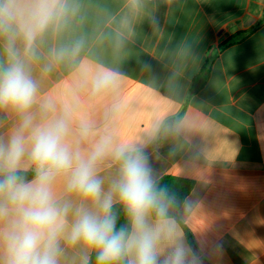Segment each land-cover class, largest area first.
I'll use <instances>...</instances> for the list:
<instances>
[{"label": "crops", "instance_id": "0c3cea01", "mask_svg": "<svg viewBox=\"0 0 264 264\" xmlns=\"http://www.w3.org/2000/svg\"><path fill=\"white\" fill-rule=\"evenodd\" d=\"M86 20L65 39L81 34L87 48L80 64L49 73L34 66L41 101L59 109L78 79L115 73L116 86L92 100L79 93L77 117L109 122L120 143H142L179 118V129L160 135L148 155L157 180L186 178L195 187L175 221L178 238L194 239L203 264H264V0H83ZM255 28L243 41L220 51L207 82L189 98L193 80L210 50L233 34ZM124 44L116 43V34ZM56 41H49L48 48ZM15 117L0 113V135ZM85 145V147H89ZM115 167L105 164V178ZM172 246L164 241L160 255ZM64 264H73L69 252Z\"/></svg>", "mask_w": 264, "mask_h": 264}, {"label": "clouds", "instance_id": "9594fccd", "mask_svg": "<svg viewBox=\"0 0 264 264\" xmlns=\"http://www.w3.org/2000/svg\"><path fill=\"white\" fill-rule=\"evenodd\" d=\"M85 20L83 0H0V113L15 117L0 135V264H64L69 252L73 264H203L178 238L169 215L176 197L150 164L159 126L142 143H120L109 126L117 106L102 125L77 117L80 91L103 97L115 88V73L78 79L59 109L40 100L34 66L44 60L45 74L77 67L87 37H65ZM116 43L124 44L120 33ZM178 129L176 121L166 132ZM105 164L115 167L109 178L101 174ZM164 241L172 246L161 257Z\"/></svg>", "mask_w": 264, "mask_h": 264}, {"label": "trees", "instance_id": "16d2710c", "mask_svg": "<svg viewBox=\"0 0 264 264\" xmlns=\"http://www.w3.org/2000/svg\"><path fill=\"white\" fill-rule=\"evenodd\" d=\"M255 28H251L249 30L240 31L235 34H233L228 40L220 42L218 51L212 52L210 50L208 60L203 67L200 74L193 80L192 87L190 88L189 96L188 98L196 93L208 80L211 72V67L215 61V59L218 57L220 51H223L224 49L228 48L231 45L237 44L244 39H246L250 34L254 32ZM182 115V114H181ZM181 115L177 119H173L167 122V124L164 125L160 132L159 141L163 140V135L166 133L167 126L170 123H174L179 120ZM159 186L166 188L170 194L174 195L176 197V205L170 208L169 215L172 217V219H175L179 221V212L182 209L185 201L191 194L192 190L195 187V182L190 179L186 178H180L175 176H164L158 180ZM183 229L188 237V240L193 248H195L194 239L192 237V234L188 230V228L185 225H182Z\"/></svg>", "mask_w": 264, "mask_h": 264}]
</instances>
